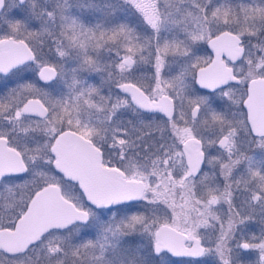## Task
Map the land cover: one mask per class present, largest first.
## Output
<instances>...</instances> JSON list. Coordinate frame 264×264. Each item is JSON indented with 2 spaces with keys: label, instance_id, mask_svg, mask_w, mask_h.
Segmentation results:
<instances>
[{
  "label": "snow or ice",
  "instance_id": "1",
  "mask_svg": "<svg viewBox=\"0 0 264 264\" xmlns=\"http://www.w3.org/2000/svg\"><path fill=\"white\" fill-rule=\"evenodd\" d=\"M0 264H264V0H0Z\"/></svg>",
  "mask_w": 264,
  "mask_h": 264
},
{
  "label": "flooded vegetation",
  "instance_id": "2",
  "mask_svg": "<svg viewBox=\"0 0 264 264\" xmlns=\"http://www.w3.org/2000/svg\"><path fill=\"white\" fill-rule=\"evenodd\" d=\"M174 259H177V258H174Z\"/></svg>",
  "mask_w": 264,
  "mask_h": 264
},
{
  "label": "trees",
  "instance_id": "3",
  "mask_svg": "<svg viewBox=\"0 0 264 264\" xmlns=\"http://www.w3.org/2000/svg\"><path fill=\"white\" fill-rule=\"evenodd\" d=\"M178 259V258H177Z\"/></svg>",
  "mask_w": 264,
  "mask_h": 264
}]
</instances>
